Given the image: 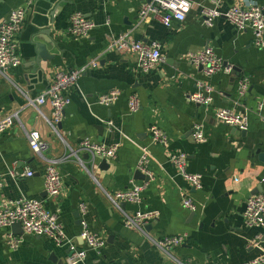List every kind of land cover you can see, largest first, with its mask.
Listing matches in <instances>:
<instances>
[{"label": "crops", "instance_id": "1", "mask_svg": "<svg viewBox=\"0 0 264 264\" xmlns=\"http://www.w3.org/2000/svg\"><path fill=\"white\" fill-rule=\"evenodd\" d=\"M149 1L36 0L29 8L17 36L22 64L0 77V119L12 113L20 118L0 136V173L5 182L0 201H42L60 214L66 241L59 246L44 237L20 235L23 243L12 250L7 239L15 234L0 228V264H66L73 246L85 248L82 222L106 242L101 253L89 250L83 264H249L264 256V227H249L244 219L247 200L264 195V107L259 109L264 103V49L254 45L250 30L239 31L225 16L206 25L203 10L210 6L208 0H187L191 7L186 20L174 21L171 27L160 19L140 20L142 5ZM26 3L0 0V23ZM253 4L264 8V0H221L219 10L225 13L233 6ZM76 12L96 24L87 39L67 34ZM123 34L161 45L164 62L149 73H139L136 55L107 50ZM40 46L51 60H38ZM207 48L238 71L206 77L189 55ZM93 63L97 66L89 68L70 91V104L55 131L51 106L30 102L43 94L58 72ZM243 78H249L250 90L240 98L238 84ZM198 83L212 89L214 102L209 108L190 100ZM113 90L122 93L120 99L110 108L100 105L98 98ZM131 95L139 97L137 113L129 111ZM225 108L248 118L245 136L215 119V112ZM196 123L204 125L203 143L194 137ZM152 126L167 134L168 147L152 143ZM33 131L49 145L42 156L29 145L28 133ZM84 138L118 145L117 159L103 166L104 160L87 158L79 146ZM142 147L150 151L147 173L139 169ZM172 153L188 156L187 171L203 176L202 189H193L182 177L170 162ZM52 161L58 164L64 189L48 199L45 171ZM27 169L33 177L23 176ZM137 171L150 180H140ZM134 182L147 184L141 204L121 209L108 198ZM184 197L193 200L196 212L184 207ZM82 204L87 206L85 216ZM147 211H156L159 217L146 233L125 227L126 215ZM181 235L188 236L187 243L170 253L149 238ZM257 237L259 242L252 246Z\"/></svg>", "mask_w": 264, "mask_h": 264}, {"label": "built area", "instance_id": "2", "mask_svg": "<svg viewBox=\"0 0 264 264\" xmlns=\"http://www.w3.org/2000/svg\"><path fill=\"white\" fill-rule=\"evenodd\" d=\"M134 1V0H124ZM36 0H27L26 6L13 10L9 16L0 23V77L4 76L9 70L21 66L22 59L19 53L17 36L26 21L29 8L34 5ZM210 6L203 10L205 23L212 26L216 19L225 18L239 31L250 30L254 37V45L264 49V8L258 4L247 7L233 6L225 13L219 10L221 0H208ZM191 3L187 0H150L142 5L140 20L146 22L151 19H160L166 27H171L174 21L184 22ZM107 24H110L107 21ZM96 29V24L87 16L80 12L73 13L70 18L67 34L75 39H87ZM108 51H116L120 54H134L137 56L136 69L139 73L146 74L159 67L164 62L161 45L157 43L145 44L131 39L130 34H123L107 47ZM190 62L203 68V73L210 78L218 74L232 75L234 70L231 65L219 57L213 49L207 48L197 53L189 55ZM97 66L93 63L90 67H84L73 71L58 72L50 86L35 101L30 102V106H44L49 104L52 108L50 123L56 131V125L61 123L64 112L70 104V91L76 88L78 80L87 73L89 68ZM250 90L249 78H243L238 84V96L245 98ZM212 89L202 83L197 84V90L190 96L191 102L196 105L209 108L214 99ZM119 90H113L102 94L98 98V103L106 108L112 107L121 97ZM264 103L259 105L263 109ZM128 108L131 113H137L141 108V103L137 95H131L128 99ZM215 119L226 126L247 131L249 128L248 118L238 113L234 109L225 108L215 112ZM20 121L19 113H12L0 119V136L13 128L16 122ZM193 134L198 143L207 140L204 125L196 123L193 127ZM150 138L154 145L168 147L169 139L167 134L157 126L150 128ZM29 145L32 151L40 156L49 151V145L42 140L36 131L28 133ZM81 150L88 153L94 159L106 161L116 160L118 157V145H106L98 143L91 138H84L80 141ZM170 162L179 171L182 177L190 184L193 189L203 188V176L191 174L187 171L188 156L183 153L170 154ZM150 163V151L147 147H142V155L139 169L147 173ZM149 174V173H148ZM25 177H33L34 173L27 169L23 174ZM150 177V176H149ZM63 177L57 162L52 161L48 164L45 171V191L48 199L57 198L63 191ZM5 186L4 175L0 173V193ZM147 184L132 183L131 187L119 191L113 195H108L111 202L121 208L122 203L141 204L143 194ZM183 205L191 212L197 211V206L191 198L184 197ZM83 216L87 213V206L82 204L80 207ZM159 213L156 211L137 212L134 215H126L125 227L128 230L146 233V228L153 221L157 220ZM244 219L249 227H264V195L250 197L245 205ZM20 223L23 235L44 237L52 240L57 245H62L66 241V234L60 222V214L56 211L48 210L40 200L32 199H8L0 201V228L11 229L14 224ZM85 248L73 246L67 257L66 264H83L88 256V251L101 253L106 242L99 236L90 231L87 222H82L80 234ZM149 236V235H148ZM152 243L159 249L170 253L185 245L188 241L187 235L166 236L158 240L149 237ZM260 240L257 237L252 246ZM23 243L22 236L9 235L7 245L12 250H17ZM177 264H186L176 261ZM249 264H264V256Z\"/></svg>", "mask_w": 264, "mask_h": 264}, {"label": "water", "instance_id": "3", "mask_svg": "<svg viewBox=\"0 0 264 264\" xmlns=\"http://www.w3.org/2000/svg\"><path fill=\"white\" fill-rule=\"evenodd\" d=\"M38 49H39V50H38V54H39V58H38V60L46 61V60H51V59L53 58V57H50V55H48V52L46 51V49H45L43 46H40ZM200 68H201V67H200ZM201 69L203 70V68H201ZM233 70H234L233 74H235V72L238 71L237 68H234ZM238 76H239V75L237 74V77H238ZM235 132L239 133L241 136H245V135L247 134V131H239V130H237L236 128H235ZM89 157H90V155L87 154V158H89ZM263 157H264V155H263ZM106 164H107V161L104 160V162H103V166L106 165ZM136 175L140 177V180H144V181H146V182H148V181L150 180V179H149V178H150L149 176L144 175V174L141 173L140 171H137V172H136ZM146 179H147V180H146ZM120 206H121V209H125V207H126V203H122ZM11 229H12V231H13V233H14L15 235H18V236L23 235V230H22V226H21L20 223L14 224V225L12 226ZM147 230H148V227H147ZM70 252H71V251H70ZM69 254H70V253H69Z\"/></svg>", "mask_w": 264, "mask_h": 264}]
</instances>
